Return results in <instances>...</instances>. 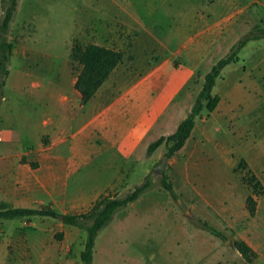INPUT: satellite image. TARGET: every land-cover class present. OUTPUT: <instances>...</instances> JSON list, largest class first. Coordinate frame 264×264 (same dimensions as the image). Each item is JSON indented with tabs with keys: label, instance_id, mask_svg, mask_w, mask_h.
Masks as SVG:
<instances>
[{
	"label": "crops",
	"instance_id": "1",
	"mask_svg": "<svg viewBox=\"0 0 264 264\" xmlns=\"http://www.w3.org/2000/svg\"><path fill=\"white\" fill-rule=\"evenodd\" d=\"M112 1L120 8L122 3H133L132 0ZM185 15L178 18L177 30L172 35L188 30L193 32L194 35L175 54L182 58L185 50L189 62L177 65L173 56L154 62L147 57L126 62L124 54L123 61L86 105L81 104V94L75 88L78 76L69 75L67 80L59 74L22 73L16 78L13 91L20 100H25L24 106L37 104L41 115L31 118L35 126L32 140L24 141L16 137L10 127L0 126V208L2 204L22 209L49 208L63 217L83 214L102 197L128 194L133 187L139 186L137 181L143 182L149 176L156 153L161 147L166 148L162 145L149 154L150 145L161 137L174 134L191 113L193 108L186 111L181 97L201 71L206 58L204 54L214 47L215 37L224 35L228 25L223 15L213 22L207 21L205 16H195L190 23L186 22ZM109 19L104 10H98L97 23L93 26L104 27ZM147 21L154 28L155 25L159 27L151 20ZM147 34L154 35L151 31ZM95 45L106 47L99 41ZM216 63H210L201 76L202 81ZM237 63L225 67L222 75ZM243 69L246 72L245 67ZM9 83L10 80L3 91L1 104L9 105L14 96L9 92L5 94ZM214 89L213 95L219 96L220 102L213 112L207 111L201 139L195 141L199 116L184 148L169 159L185 157L186 166L179 171L188 178L191 176L188 162L198 163L199 159L212 160L217 156L229 160L233 145L216 143L215 135L221 136L222 130H228V125L235 121L241 122L244 131L248 130L252 112L249 109L240 112L237 106L245 90L235 85L230 93L220 96ZM229 97L233 99L232 105L224 106ZM158 209L166 215L169 210L162 205H146L145 216L150 217V213ZM175 217L170 223L163 218L157 222L158 226H169L176 232L163 242L161 264H263L260 251L253 262H248L234 247V242L200 229L197 221L198 229L191 233L185 216L177 213ZM33 218H39V227ZM54 219L34 216L0 220V264H71L68 255L74 240H69L67 235L64 241L54 240L51 230L58 226ZM150 220H143L139 213L131 217L129 213L117 212L102 229L112 227L115 234L100 241L102 231L99 233L92 264H119L127 259L119 251L118 243L142 244L151 238L144 240L116 234L126 232L129 226L144 227L151 223ZM60 225L62 229L67 226L63 221ZM30 228L31 231H26ZM238 241H245L253 248L248 239ZM85 242L83 238L79 244L82 251ZM109 243H113L112 246ZM82 251L77 256L81 264Z\"/></svg>",
	"mask_w": 264,
	"mask_h": 264
},
{
	"label": "rangeland",
	"instance_id": "2",
	"mask_svg": "<svg viewBox=\"0 0 264 264\" xmlns=\"http://www.w3.org/2000/svg\"><path fill=\"white\" fill-rule=\"evenodd\" d=\"M132 1L122 3L120 8L112 0H19L9 31L3 33L0 30V126L4 124L10 127L16 137L24 141L33 139L35 126L31 118L39 117L41 113L37 104L24 106L22 103L25 100H20L13 91L14 81L22 73L59 74L67 80L69 75L76 78L82 70L77 53L98 41L106 47L123 51L126 62L146 57L154 62L173 56V61L181 65L182 62H189L187 52L184 50L182 58L175 54L194 34L188 30L172 35L177 30L175 25L178 18L186 13V22H192L195 16H205L207 21L213 22L223 15L228 24L224 35L215 37L214 47L204 54L206 58L201 71L181 97L186 111H190L204 84L201 76L209 69L210 63L228 56L233 46L247 34L258 30L264 33V0ZM9 2L0 0V25L4 8ZM230 7H233L232 10H229ZM98 10H104L111 20V23L107 20L106 25L99 29L93 26L97 23ZM147 20L159 27L155 25L154 28ZM147 31L153 34L155 31V34L148 35ZM239 57V63L218 79L214 90L220 96L230 93L235 85L245 90L237 106L240 112L246 109L252 112L248 118V130L244 131L241 122L235 121L228 125V130H222L221 136L215 135L216 143H229V147L233 145L234 151L229 160L217 156L212 160L199 159L198 163L188 162L187 167L191 171L189 178L181 172L186 166L185 157L169 160L164 175L154 177L153 171L162 158L159 156H164L166 152V148L161 147L149 174L154 187L134 204L118 211L122 215L129 213L131 217L139 213L140 218L146 221L151 219V223L140 228L131 227L132 230L129 226L126 232L116 235L151 239L142 244L118 243L119 251L127 257L119 264H138L140 261L146 264L163 263V242L176 232L169 226H158L157 222L163 218L170 223L177 213L183 214L189 221L191 233L198 229L196 221L204 220L225 234L228 241L248 239L256 253L260 251L264 264V36L250 41L240 51ZM8 80L10 83L5 94L9 92L14 96L9 105H5L1 104V98ZM63 85L68 88V84ZM232 101L229 97L224 106L230 107ZM207 117L208 112L205 110L197 126L195 141L201 139L205 124L203 120ZM179 168L182 170L179 171ZM164 176L172 182L178 200L162 187ZM143 182L136 183L141 185ZM250 196L256 202L254 216L248 209L247 200ZM146 205H162L169 210L166 215L158 209L147 217ZM33 222L40 226L39 218H33ZM53 222L58 225L51 230L54 240L64 241L66 235L69 240H74L68 257L71 264H81L77 256L83 249L79 244L83 238L86 239V230L72 225L62 229L60 219H54ZM59 234L63 235L61 240L57 238ZM109 234H115L112 227L102 231L100 241ZM112 244L109 243V246Z\"/></svg>",
	"mask_w": 264,
	"mask_h": 264
},
{
	"label": "trees",
	"instance_id": "3",
	"mask_svg": "<svg viewBox=\"0 0 264 264\" xmlns=\"http://www.w3.org/2000/svg\"><path fill=\"white\" fill-rule=\"evenodd\" d=\"M9 1V5L4 8V16L0 25V30L3 33L9 31L19 4V0ZM262 36H264V33H261L260 30L247 34L233 46L228 56L219 60L211 68L210 72L205 75L202 90L197 97L191 113L181 122L174 134L167 137H161L156 142L152 143L149 147V154L154 153L159 147L165 145L167 148L165 156L171 159L184 148L195 128L196 119L201 116L205 110L213 112L220 102V97L213 95V89L217 80L221 78L222 71L228 65L239 62L240 51L250 41L258 40ZM77 57L79 64L82 66V70L78 75L75 88L81 94V104L86 105L95 96L97 91L110 77L117 66L123 61L124 52L95 44H89L84 50L77 53ZM161 185L175 199H179V196L174 191V186L172 182L169 181L168 177L164 176L162 178ZM153 187L154 182L151 179V175H149L141 185L137 186L125 197L121 198L114 195H107L97 201L93 208L87 213L64 216L62 221L65 225L79 226L86 230L87 238L84 250L81 254L82 264H92L96 239L102 229L112 221L115 214L137 201ZM247 203L250 214L254 216L256 212V202L254 198L250 196ZM34 216L60 219L61 214L49 208L22 209L12 208L6 204H2L0 208V220ZM89 221H91L90 224L88 223ZM197 226L224 241L227 240L225 234L211 226L207 221L198 220ZM57 238L61 240L63 235L59 234L57 235ZM234 247L248 262H253L257 258L255 250L245 241H235Z\"/></svg>",
	"mask_w": 264,
	"mask_h": 264
},
{
	"label": "water",
	"instance_id": "4",
	"mask_svg": "<svg viewBox=\"0 0 264 264\" xmlns=\"http://www.w3.org/2000/svg\"><path fill=\"white\" fill-rule=\"evenodd\" d=\"M168 160L169 158L167 156H162L160 163L155 167V170L153 171L154 177H162L164 175ZM63 218V216H60V219L63 220Z\"/></svg>",
	"mask_w": 264,
	"mask_h": 264
},
{
	"label": "built area",
	"instance_id": "5",
	"mask_svg": "<svg viewBox=\"0 0 264 264\" xmlns=\"http://www.w3.org/2000/svg\"><path fill=\"white\" fill-rule=\"evenodd\" d=\"M0 141H2V138L0 137Z\"/></svg>",
	"mask_w": 264,
	"mask_h": 264
}]
</instances>
